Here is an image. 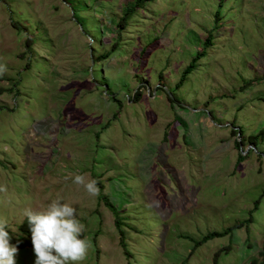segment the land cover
<instances>
[{"label": "rangeland", "instance_id": "1", "mask_svg": "<svg viewBox=\"0 0 264 264\" xmlns=\"http://www.w3.org/2000/svg\"><path fill=\"white\" fill-rule=\"evenodd\" d=\"M127 1L0 0V216L29 238L24 209L62 198L91 241L80 264H250L264 243V0H152L118 29ZM76 174L103 187L124 248ZM35 259L18 248L16 264Z\"/></svg>", "mask_w": 264, "mask_h": 264}, {"label": "clouds", "instance_id": "2", "mask_svg": "<svg viewBox=\"0 0 264 264\" xmlns=\"http://www.w3.org/2000/svg\"><path fill=\"white\" fill-rule=\"evenodd\" d=\"M6 71V65L0 63V75ZM73 182L92 196L99 194L95 179L76 174ZM7 192V186L0 185V194ZM23 215L31 231L35 264H80L86 259L91 241L83 235L85 225L72 204L56 198L46 208H25ZM10 241L9 221L0 216V264H16L18 246Z\"/></svg>", "mask_w": 264, "mask_h": 264}, {"label": "trees", "instance_id": "3", "mask_svg": "<svg viewBox=\"0 0 264 264\" xmlns=\"http://www.w3.org/2000/svg\"><path fill=\"white\" fill-rule=\"evenodd\" d=\"M149 1H152V0H128L122 6V9H121L122 17L120 18V21L117 23V28L118 29H121L122 27L124 28V25L127 24L128 19H130L131 15L134 14L133 12L135 10L141 8L145 3L149 2ZM114 49L115 48H113V50ZM190 67L185 69L184 74L182 76V79H184L186 77V74L190 71ZM248 83L250 84V82H247V85H248ZM137 92H135V94H134V99L138 98L137 97V95H138ZM107 124H109V122ZM232 133H235V131H232ZM236 145L238 146L237 142H236ZM241 160H242V157L239 156L238 157V161H241ZM97 185H98L99 191L101 189H103V187L101 186V184L99 182H97ZM99 198L105 202V205L110 209L112 214L115 216L114 224H115V227L117 228V232L120 235L121 246L124 248L125 247V242H124V237H123L124 230L122 229L121 218H120V216L118 214V211L112 205V203L108 201V198L104 194H102L101 192L99 194ZM246 222H250V218H248L246 220ZM18 229H19V231L22 234L28 235L29 238H25V237H22V236L20 238H12L11 237V241L10 242L12 244L17 245L18 248L33 247L32 241H31V231H30V227H29L28 221L27 220L23 221V223H21L18 226ZM230 230H232V229H228V231H230ZM225 233H227V231H225L224 233H209L208 235H205L201 239V241L203 242V241H206L207 239H209V238H211L213 236H220V235H223ZM250 264H264V243L262 245L261 250L258 253V258L252 259L250 261Z\"/></svg>", "mask_w": 264, "mask_h": 264}, {"label": "water", "instance_id": "4", "mask_svg": "<svg viewBox=\"0 0 264 264\" xmlns=\"http://www.w3.org/2000/svg\"><path fill=\"white\" fill-rule=\"evenodd\" d=\"M240 141V140H239Z\"/></svg>", "mask_w": 264, "mask_h": 264}]
</instances>
